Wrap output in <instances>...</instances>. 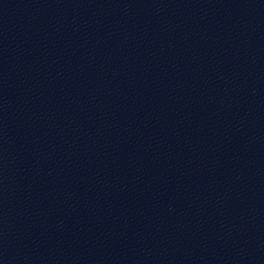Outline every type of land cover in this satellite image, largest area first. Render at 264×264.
<instances>
[{
	"label": "water",
	"instance_id": "water-1",
	"mask_svg": "<svg viewBox=\"0 0 264 264\" xmlns=\"http://www.w3.org/2000/svg\"><path fill=\"white\" fill-rule=\"evenodd\" d=\"M0 264H264V0H0Z\"/></svg>",
	"mask_w": 264,
	"mask_h": 264
}]
</instances>
